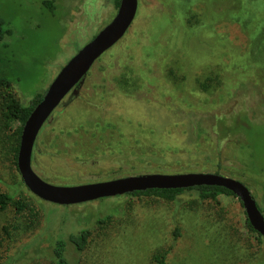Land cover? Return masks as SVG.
<instances>
[{
    "label": "rangeland",
    "instance_id": "obj_1",
    "mask_svg": "<svg viewBox=\"0 0 264 264\" xmlns=\"http://www.w3.org/2000/svg\"><path fill=\"white\" fill-rule=\"evenodd\" d=\"M0 0V190L30 209H0V264H264V236L241 199L129 193L46 201L17 166L11 100L28 105L117 11L114 0ZM209 78V89L199 80ZM234 133L220 138L219 119ZM228 116V117H227ZM247 118V119H244ZM241 119V121H240ZM246 121V124L241 122ZM33 166L77 184L144 172L212 171L244 182L264 212V0H139L126 34L41 128ZM249 220V219H248ZM89 230L79 248L74 237Z\"/></svg>",
    "mask_w": 264,
    "mask_h": 264
},
{
    "label": "water",
    "instance_id": "obj_2",
    "mask_svg": "<svg viewBox=\"0 0 264 264\" xmlns=\"http://www.w3.org/2000/svg\"><path fill=\"white\" fill-rule=\"evenodd\" d=\"M139 0H120L112 19L62 66L42 98L23 124L17 166L27 188L38 197L71 205L145 190L219 185L238 196L252 227L264 236V212L249 187L240 179L212 171L144 172L77 184H55L44 179L33 166L38 134L64 98L79 84L93 64L126 34L138 11Z\"/></svg>",
    "mask_w": 264,
    "mask_h": 264
},
{
    "label": "trees",
    "instance_id": "obj_3",
    "mask_svg": "<svg viewBox=\"0 0 264 264\" xmlns=\"http://www.w3.org/2000/svg\"><path fill=\"white\" fill-rule=\"evenodd\" d=\"M115 6H119L120 0H114ZM44 3L49 6L50 8H53L56 6L54 4V0H44ZM3 19L0 16V39L4 37V35L10 30L5 29L3 27ZM199 84L203 89H209V78L207 80H200L198 79ZM11 80L7 77L6 73L4 72L2 68V56L0 51V85L5 86H11ZM79 86L77 84L76 88ZM43 93H36L34 97L31 99L30 103L28 105L20 104L17 100H11L10 104L8 105L9 113L13 117L19 120L21 123L18 131H17V146H16V155L17 158L18 149H19V143H20V136L22 132V127L26 119L28 118L29 114L31 113V110L33 107L39 102V100L42 98ZM248 117L246 112H239L235 114L233 113L231 116H227L228 118H224V120L219 119L217 123V131L220 138L230 137L234 133V126L232 124L231 119H237L240 116ZM247 119V118H244ZM241 121V119H240ZM242 124H246V121L241 122ZM196 190L199 194V196L203 199L205 198H217L218 196L225 194V195H234V193L229 190L228 188L224 186L219 185H198L194 187L189 188H149L145 190H135L133 192H130L129 194L132 195H155L157 197H161L163 199L167 200H174L176 199L181 193H183L186 190ZM8 206H13L16 208L17 211H24L26 209L32 208L30 203L23 199H17L12 193L1 191L0 190V209H5ZM261 209V208H260ZM263 211V209H261ZM249 227L253 230H255L252 225L250 224L249 220L247 219ZM256 231V230H255ZM257 232V231H256ZM258 233V232H257ZM261 235L260 233H258ZM89 236V230H83L82 233L78 236H75L74 242L77 244L79 248L83 247L86 244V241ZM66 250V240L63 238H59L56 240L53 248V254L54 259L56 261V264H68V260L65 254Z\"/></svg>",
    "mask_w": 264,
    "mask_h": 264
}]
</instances>
